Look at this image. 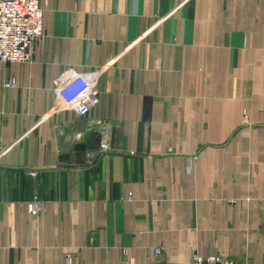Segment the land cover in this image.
<instances>
[{
    "label": "crops",
    "instance_id": "1",
    "mask_svg": "<svg viewBox=\"0 0 264 264\" xmlns=\"http://www.w3.org/2000/svg\"><path fill=\"white\" fill-rule=\"evenodd\" d=\"M41 5L33 60L0 62V264H264V0ZM97 68L100 103L54 112Z\"/></svg>",
    "mask_w": 264,
    "mask_h": 264
},
{
    "label": "built area",
    "instance_id": "2",
    "mask_svg": "<svg viewBox=\"0 0 264 264\" xmlns=\"http://www.w3.org/2000/svg\"><path fill=\"white\" fill-rule=\"evenodd\" d=\"M43 17L41 0H0V62L28 63L33 60L35 44L43 35ZM101 71L102 68L84 72L69 69L60 76L57 79L53 111L72 110L79 115L88 114L100 103ZM14 83V79L9 81L10 85ZM102 148L110 150L107 139L102 141ZM43 207L44 202L39 198L31 199L28 203L33 216H38ZM162 251L163 247L156 248L157 255ZM68 264H71L70 257ZM193 264L242 263L229 256L195 253Z\"/></svg>",
    "mask_w": 264,
    "mask_h": 264
}]
</instances>
